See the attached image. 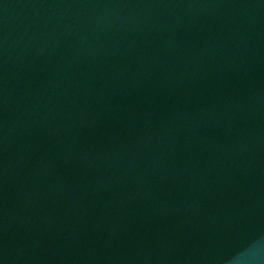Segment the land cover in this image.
Instances as JSON below:
<instances>
[{
  "label": "water",
  "instance_id": "water-1",
  "mask_svg": "<svg viewBox=\"0 0 264 264\" xmlns=\"http://www.w3.org/2000/svg\"><path fill=\"white\" fill-rule=\"evenodd\" d=\"M4 264H264V0H50Z\"/></svg>",
  "mask_w": 264,
  "mask_h": 264
}]
</instances>
